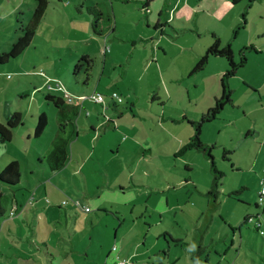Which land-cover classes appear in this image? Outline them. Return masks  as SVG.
<instances>
[{"label": "rangeland", "instance_id": "374dc122", "mask_svg": "<svg viewBox=\"0 0 264 264\" xmlns=\"http://www.w3.org/2000/svg\"><path fill=\"white\" fill-rule=\"evenodd\" d=\"M65 1L66 8L51 0L32 44L18 58L0 64V123L6 124L15 112L21 113L23 123L13 130L12 141L0 143V172L10 162L18 161L22 173L21 186L15 189L19 207L14 218L22 214L21 220L8 222L3 229L7 215L0 217V264H39L40 258L44 264H51L49 260L53 257L45 255L43 245L39 247L41 257L36 254L31 261L24 254V248L39 250L35 242L41 244L43 238L62 250L74 249L71 260L75 264H118L119 261H126L125 264H264V236L256 228L258 220L264 222L262 210L256 207L264 168V100L248 104L249 96L240 88L239 77L233 75L236 78L230 81L239 88L236 102H241L247 112L251 111L250 118H245L244 111L227 110L221 119L203 127L202 142L214 146L209 155L201 150H185L191 137L183 126L188 120L184 114L193 117L202 105L208 104L204 94L215 89L213 72L222 66L210 61L203 70L197 71L199 57L191 61L184 55L175 58L173 51L164 53L175 47L170 42L173 37L176 42H188L187 46L193 47L198 33L203 34L210 28L220 36L222 46L231 45L236 59H240V49L253 46L247 51V64L237 71L238 75L247 74L259 80L264 76V0L237 3L191 0V4L195 2L193 9L188 0H183L178 10L173 7L170 15L165 14L162 26L166 40L162 43L164 51L159 61L154 58L152 48L148 54L139 48L131 51L137 41L142 46L153 43L151 37L141 38L138 34H152L159 39L153 25L148 29L144 22L142 29L133 32L131 27V32L125 33L127 37L121 41L124 52L116 47L123 58L117 54V62L109 59L102 79L101 45L110 34L96 36L93 17L86 11L79 13L75 7L79 1ZM197 6L205 11L198 10ZM35 8L34 0H0V53L9 51L23 35L19 20L28 24ZM152 18L154 22L157 14L153 13ZM182 18L187 25L183 24L179 31ZM131 25L134 27L135 23ZM90 30L95 39L93 43L81 38ZM204 42L208 40L198 39L199 46ZM112 43L110 40V47ZM85 52L92 56L91 67L87 60H81ZM139 55L154 57L148 65L140 61ZM220 59L228 67V61ZM77 64H81L78 70ZM173 66L179 71H173ZM227 72L221 76L225 82ZM221 77L217 88L222 86ZM58 81L74 96L103 93L109 113L116 115V124L109 122L96 136L97 131H91L86 112L90 110L101 118L103 104L82 102H85L84 108L74 127L82 137L89 135V140L92 135L96 136L88 141L85 151L89 162L81 172L82 151H76L81 161V164L77 160L73 162L72 173L76 175L66 172L53 180L58 186L63 183L70 193L66 194V205L58 209L63 213L68 208L73 216L68 223L64 215L62 220L51 215L53 231L43 220V232L38 236L32 231L38 229V223L24 226V193L29 196L28 201L34 194L35 200L39 198L37 201L42 203L50 199L40 195L42 181L51 176L49 162L37 152L45 156L57 137L59 111L46 99V94L50 91L47 84L55 86ZM27 92L30 95L25 96ZM113 92L122 96L123 101L118 105L120 111L128 110L126 118L118 117L111 106ZM249 95L253 96L251 92ZM42 113L48 116L49 125L41 137H36L35 128ZM231 113L237 114L240 120L234 123ZM190 131L195 132V128ZM225 149L231 151L226 154L227 158H224ZM214 164L225 174L219 179L216 200L209 194L217 176ZM38 185L39 192H36ZM7 189L0 182V190L12 198L14 194ZM45 203L40 211L53 206ZM82 204L92 208V212L85 213ZM12 225L15 229L8 235L7 227ZM55 264L60 262L57 260Z\"/></svg>", "mask_w": 264, "mask_h": 264}, {"label": "crops", "instance_id": "0c3cea01", "mask_svg": "<svg viewBox=\"0 0 264 264\" xmlns=\"http://www.w3.org/2000/svg\"><path fill=\"white\" fill-rule=\"evenodd\" d=\"M144 1L147 2L146 5L141 6V4H143ZM93 2H94V0H93ZM182 2H183V0H100V2H98V0H97L96 3H100L102 9L106 12V14L111 16V22H112V27L109 30V34L110 35H109L108 39H107V37L105 38V39H107V44H108V41H109V44H108L109 51L106 54H103V46L104 45H101V52L100 53H101V55L104 58V67L102 69V73L103 74H102L101 79L103 78V75L106 72L107 63L109 62V59H113L114 63H115V62H117V57H118V56H116L117 54H119L118 58H120V59L123 58V56L120 57L121 52H124V50L121 49L123 47L121 45V41H122L123 38L127 37L126 34L128 35V33L131 32V27H132V31L133 32L137 28L142 29V26H144L143 25L144 22L147 25L148 29H150L152 27V25H153L154 34L157 33L159 39H157L156 36H152V34L150 36H148L147 34L145 36H142V35L138 34L139 37H141V38L142 37H146V38L147 37H151L152 40L150 42H153L154 44L153 43L152 44L148 43L147 45L142 46L137 41V43L131 47V51L133 49L136 50V48H139V51H143V52L148 54V51L150 50V48H152L154 50L155 57L154 56H150L149 57L148 55H145V56L139 55L138 57H139L140 61L143 64L147 63L148 65L151 63V62H149V59L152 58V57H154L156 60L159 61L161 52L164 51V47H163L162 43H163L164 40H166L164 38V36H163L164 26H162V23L164 22V19H165L164 18L165 14L167 13L168 15H170L171 9L173 7H174L173 10L174 9L178 10L180 5L182 4ZM187 3L191 4V0H188ZM194 6H195V2H194V4H191V8L193 9ZM197 9L200 10V11H205L204 10L205 8H202V7H199V6H197ZM153 13L157 14V19L155 18L154 22L151 20V19H153L152 18ZM185 18H182L180 20L181 24H179V26H178L179 31H181V28L183 27V24L187 25L186 24L187 21L184 20ZM166 19H167V21L169 20L168 18H166ZM133 22L135 23L134 27H133V25H131V23H133ZM128 28L130 29V31H129ZM124 29H127V31L125 32ZM198 30L201 31L200 28H198ZM115 33H118L117 36L115 35ZM210 33H211V37H210ZM213 33H215V31L210 29V28L205 30V32L203 33L204 35L201 34V33H198V37H196L195 43L193 44L194 45L193 47L192 46L188 47L187 46L188 42H186V43H182V42H179V41L176 42V40L173 37L170 42H171V44L175 45V47L172 48L171 50L168 49V51H164V53H169L170 51H173L175 58L180 59L184 55V56L188 57L191 61L193 59L199 57V59H198V61H199L200 57H202V55H204L206 53V51L208 50V48L213 44V42H214ZM178 34L179 33H177V37H178ZM159 35H161L162 37H159ZM117 38H118V40H117ZM91 39H93V38H91ZM198 39H200V41L208 40V42H206V44L204 42V43L201 44V46H199ZM110 40L113 42L111 47H110ZM220 40H221V38H220ZM128 41H130V39ZM221 43H222V40H221ZM227 45L231 46L230 44H227ZM227 45H224V46H227ZM117 46H118V48L120 50H122L119 53L116 52V47ZM113 47H114V49H113ZM244 47H246V46H244ZM234 53H236V52H234ZM220 58H222V57L212 56L209 59V62L212 61V62H214L216 64H219L222 67L220 69L216 70L215 72H213V79H214L215 82H217L216 84H213L215 89L214 90H209V93L204 94V96L207 95L208 104L207 105H202L200 111H198L196 113V115L193 116V117L188 118L187 116H189V114L188 113L184 114L185 119L186 120L188 119V120H187V124L184 123L183 126H184V128H186L185 130H188L190 132V136L189 137H191V139L195 135V132L190 131V128H195V126L191 122H198V121L202 120L204 115L212 107H214V105L216 103V100L222 97V95L224 94V91H225V87H226V90L231 92V103L230 104H226L224 106V108L222 109V111L219 113V115L216 118L211 119L209 122L204 123L203 126H202V130H203V127H205L207 124H210V123H212V122H214L216 120L221 119L222 115L227 114V112H226L227 110H231V112L232 111H234V112L235 111L236 112L244 111V115L247 114V116L245 118L246 119L250 118L251 111L247 112L246 108H244L240 104L241 102H236L235 96L239 92V88L238 87L236 88L237 84H234V82L230 81V79L233 78L235 75L238 76L239 79H240V84H239L240 88H242L246 92V94L249 96L248 98H246V102L248 104L257 103L258 101L262 102L264 100V96H263L264 76L259 78V80L256 81L255 78L250 77L247 74H245V76L238 75L239 72L236 71L235 75L232 76V77L226 78L227 81L224 83V81L222 80V77H223L222 74L225 73L227 70H229V64H228V67L227 66L225 67V65H223V61H218V60H221ZM247 58L249 59L248 55H247ZM222 59H225V58H222ZM235 60L236 61L239 60V58L236 59V54H235ZM130 61H131V59H130ZM198 61H197V63H198ZM218 62H222V63H218ZM243 67H245V66H243ZM243 67H241V68H243ZM171 69L173 71H175V72L179 71V69L175 68V66L171 67ZM219 77H221V85L222 86L220 88H217V86L219 85V83H218V81H219L218 78ZM234 78H236V77H234ZM224 84H225V87H224ZM200 86L201 85L198 83L197 87H200ZM97 89L99 91H101L99 89V87ZM249 92H251L253 94V96L249 95ZM99 93H101V92H99ZM118 104H115V102L113 100L111 101V106L113 105L114 108L116 109L115 113L118 115V117L126 118L128 110L126 111V110H124L122 108L121 111H120V107H119ZM89 112H90V114L87 112L86 116H87V114L90 115V116H87V117H88L89 123L91 125V131H97L96 132V136H98V134H99L98 131H100L101 128L104 127L105 125H107L109 122H111V123L114 122V124H116L115 123L116 115L112 116V115H114V113H112V114L109 113V105L107 104V102L105 103V105H103V109L100 110V113L102 115L101 118H100L99 115L93 114L92 111L89 110ZM121 112H123V113H121ZM232 114H233V116H232ZM230 117L233 118V122L234 123H236V122H238L240 120V118L235 113H231ZM102 119H104V120H102ZM129 119H131V117H129ZM195 120H197V121H195ZM230 122H232V121H230ZM201 134H202V132H201ZM74 135H75V133L72 135L74 140H73V143H72V146H71V149H70L71 150V152H70L71 156H70V159L68 160V163L63 168H61L59 170L50 169L51 170L50 171L51 172L50 173L51 176H48V178H44V180L42 181L44 183L41 186L43 188V193H40V195L42 197H47L46 199L50 198L49 199L50 200V204L52 203V205H53L52 207L53 208L50 206L51 209L48 208L45 211H42V210L40 211L39 209L41 207H44V205H42V204H44L47 200H45L44 203H42L40 201H37L39 198H36L37 200H35V197H34L35 194H34V196H33L34 199L32 197V199L30 201H28L29 196H27V193L26 194L24 193V212H23L24 213V226L25 225H33L35 222L38 223V226H39L38 229L37 230L36 229H32L33 234H36L38 236L43 232V225H42V221L43 220L48 225V228L51 231H53V227L51 226V224L53 222V220L51 218V215H55V219H60V220H62V217L64 215L65 219H66V222H68V223H69L70 216L71 217L73 216L72 214H70L68 208L65 211H63V213L58 209V208H60V209L63 208V204L62 203L67 198L66 194H70V193L68 191H66V187L64 186L63 183L58 186V184L54 183L53 180H54V178L56 179L58 177H61L66 172H69V173L71 172L72 173V168L74 167L73 166V162L75 160H77V163L79 162V164H81L80 157L76 154V151H80V152L82 151L83 164L80 167L81 168V172H82L87 167V164L89 162V161H87V157H86V153H85V151L88 149V147H87L88 141L91 142L92 139H95V137H96L95 134L92 135L91 140H89V135H85L84 137H82V135H80V130H78V135H76V136H74ZM200 138H201V136H200ZM76 144H80V145L78 147H76ZM37 153H38L39 156L44 155V154H42L41 151H39ZM91 157H92V155H91ZM72 175L75 176L76 173H74V174L72 173ZM49 180L51 182H49ZM46 183H48V184H46ZM31 187H32V185L29 184V188L30 189H31ZM39 188H40V186L36 189V192H39ZM122 189H123V187H122ZM24 190H25V187H24ZM32 192H31V195H32ZM89 192H90V189L87 187L86 194H88ZM16 202H17V205H18V200ZM47 203H45V204H47ZM82 205L83 206H87V205H84V204H82ZM18 207H19V205H18ZM84 212L87 213L86 211H84ZM91 212H92V208H91L90 213ZM16 216H17V212H16L15 217ZM15 217L9 218L8 216H6L5 220L7 222L5 223V226L3 227V229L6 228V224L8 222L21 220L22 214L19 215L16 219H14ZM32 218H35V219L33 221H31ZM19 227L21 228V224L20 223H19ZM14 229L15 228L13 227V225L9 226V227H7L6 233L8 235L9 234L11 235L13 233ZM233 229H234V234H235V228H233ZM59 234L60 233H58L57 235H59ZM0 235H1V233H0ZM61 235H62V237H64L63 234H61ZM240 235H241V241H242V237H243L242 229H240ZM40 237H42V236H40ZM55 241H57V240H55ZM234 243H235V239L233 238L232 244L234 245ZM35 244L38 246V248L42 247V245L44 246V248H46L45 255L47 257H53L52 259L49 260V262L51 264H55V262L57 260L60 262V264H75L73 259L71 260V257H73L75 252H76L74 249L73 250L72 249L71 250H62V249L58 248L56 245H54V244L51 245L50 244V240L46 241V240H44V238H43V242L41 244L38 243V242H35ZM66 249H69V248H66ZM52 250H53V252H52ZM239 252L240 253L242 252V247L240 248ZM24 254L28 255V259H31V261H32L33 259L31 257H34V255H36V254L39 257H41L42 250L40 248L37 251H35L34 249H28V248L25 249L24 248ZM65 257H70V258H65ZM58 258H64V259L59 260ZM209 260H210V258H208V261ZM39 261H40L39 264H44L41 258L39 259ZM209 264H211V263H209Z\"/></svg>", "mask_w": 264, "mask_h": 264}, {"label": "trees", "instance_id": "16d2710c", "mask_svg": "<svg viewBox=\"0 0 264 264\" xmlns=\"http://www.w3.org/2000/svg\"><path fill=\"white\" fill-rule=\"evenodd\" d=\"M34 1L36 3V8L28 24L24 25V23L19 20V22L21 23L20 30L23 32V35H21L12 44L11 49L9 51L0 53V64H6L10 62L12 59L18 58L32 44L33 39L35 38L37 31L41 26V23L47 13V10L51 6V0H34ZM78 1L79 2H76L75 4L77 11L81 14H84L86 11L88 14H90L93 17L92 28L94 34L96 36H103L109 34V30L112 27L111 16L106 14V12L102 9L101 4L93 2V0H78ZM57 2L61 3L60 5L66 8L67 5L65 0H57ZM233 2L237 3L239 2V0H233ZM70 5L71 3L69 4V6ZM93 32L92 30H90L88 33L85 32L86 36L81 38H83V40H86V42L93 43L94 42L93 40H95L93 38L94 35H92ZM213 37H214L213 44L208 48L206 53L202 55V57L197 63L195 70L197 71L203 70L204 67L208 64L210 57L219 56L225 58L229 63V70L226 73L225 77L227 78L232 77L233 75H235L236 71L239 68L246 65L248 61L247 51L249 49H253V46L244 47L243 49H241L239 51L240 59L236 61L235 53L232 50L231 46L229 45L222 46L220 37L216 33H213ZM103 45H104L103 54H106L109 51L107 39H104ZM91 57L92 56H90L89 53L85 52V54L81 57V60H87L91 67L93 63V59H91ZM80 67L81 64H77L76 70H78ZM47 86H49L50 91L46 94V99L51 103H53L59 111V129L52 149L48 151L45 156H40V158L45 157L47 159V161L49 162L50 169L59 170L63 168L70 159L71 156L70 149L74 140L72 135L74 133H75L74 136L78 135V130H79L78 128L75 129L74 124L80 115L81 109L83 110L84 108V103L88 100H84L85 102L82 103L81 98L84 96H74L73 94L65 90L64 87L62 91L52 90L51 89L52 85L50 83H48ZM53 91L61 94L58 95L54 94ZM28 94L30 95V92L29 93L27 92L25 96ZM230 103H231V92L226 90L225 87V91L222 97L216 100L214 107H212L204 115L202 120L198 122H191L195 126V135L191 139L187 147H185V150L186 149L188 150L196 149L199 151L201 150V151H205L208 155L211 153L213 146H208L204 144L200 138L202 132V126L204 123L209 122L211 119L216 118L219 115V113L222 111L224 106ZM87 112L90 114L89 110H87ZM89 114H87V116H90ZM21 124H23L22 115L19 112H15L14 114L10 115L7 118L6 124L0 123V143H7L12 141L14 137L13 130L16 127L20 126ZM48 125H49L48 116L46 115V113H42L39 116V120L35 128V136L41 137L47 130ZM229 153H231V151L225 149L224 158H227L226 154ZM213 168L214 171L217 173V176L215 177L213 190L209 191V194L212 195L213 199L216 200L218 198V193L220 190L219 179H222L225 176V174L224 172L217 170L215 164ZM21 178H22L21 166L18 161L10 162L0 172V182L4 185H7V187L9 188L7 190H9L10 192H12V194H14V196L12 195L11 198L7 194H5L4 191L0 190V217H5L6 215L8 216L9 212L13 209L15 205L18 208L16 202L17 200H15L16 199L15 189L16 188L18 189L21 186V181H22ZM258 198H259V193H258ZM47 202L50 204V200H48ZM66 203L67 200L63 201L62 204L66 205ZM7 204H9L8 207ZM256 207L260 208L262 210V213L264 214V205H260L258 201Z\"/></svg>", "mask_w": 264, "mask_h": 264}, {"label": "built area", "instance_id": "2783aa9c", "mask_svg": "<svg viewBox=\"0 0 264 264\" xmlns=\"http://www.w3.org/2000/svg\"><path fill=\"white\" fill-rule=\"evenodd\" d=\"M51 89L55 90V91H62L63 90V86H62V84L60 82H58L57 85L52 86ZM110 95L112 97V100H114L115 103L123 101L122 96L119 93H117V92H113ZM81 100H82V102L84 100H88V101L94 102L96 104H103V105H105V103H106V99H105L104 94L103 93H99L97 91L93 92L91 95L82 97ZM259 203H260V205H264V168H263V174H262V177H261V180H260ZM82 208L86 212H90L91 211V208L88 207V206H83L82 205ZM16 209H17V206L15 205L13 207V209L11 210V212L9 214V217H11V218L15 217ZM257 228H258V231L260 232V234L262 236H264V222L262 223L260 220H258L257 221ZM125 263H126V261H119L118 262V264H125Z\"/></svg>", "mask_w": 264, "mask_h": 264}]
</instances>
